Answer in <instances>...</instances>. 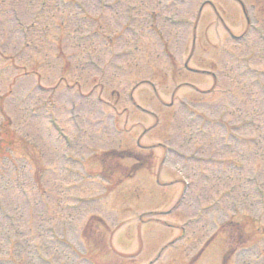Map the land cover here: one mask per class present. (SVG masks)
Here are the masks:
<instances>
[{
    "label": "rangeland",
    "instance_id": "rangeland-1",
    "mask_svg": "<svg viewBox=\"0 0 264 264\" xmlns=\"http://www.w3.org/2000/svg\"><path fill=\"white\" fill-rule=\"evenodd\" d=\"M38 1L0 0V49L5 52L0 50V56L5 60L0 59V94L8 90V84L15 75L25 70L37 72L36 75L20 78L16 85L18 98L3 96L4 101L2 99L3 106L6 104L4 109L13 121L12 126L14 122L18 126L15 125L17 131L19 130L22 156L18 152L10 153L9 158L0 160V264H88L82 259L83 255L78 258L61 243L64 241V234L79 251L86 249V259L90 264H96L98 258H101L103 263L113 257L110 250L113 246L120 252H131L134 244L130 243V248H126L129 245L127 237H130L132 229H135L137 220L123 224L124 229L115 236L118 244L112 241L110 245L111 233L105 228V246L108 251L101 255L104 246H101L99 251H94L88 241L90 238L91 242L98 240V232L89 233L91 237L83 238L85 233L89 232H84L86 221L93 217L88 216L95 214L116 227V224L131 217L136 219L138 214L140 216L145 212L168 211L175 207L184 186L177 181L178 173L162 169L158 177L157 165L152 174L143 173L149 177L139 173L121 186L109 188L96 174L99 164L86 166L85 162L81 168L80 162L106 149L133 148L140 136L142 145L167 144L173 141L179 143L180 140L184 143L188 140L195 146V136L188 126L192 125V118L196 117L194 113L198 115L202 112L193 110L191 104L203 103L201 107L208 118L229 114L223 119L234 120V115L241 113L249 121L254 119L259 123L258 131L248 129L250 125L246 126V134L254 135L255 130L262 135L261 139L252 142L258 149L245 150L243 160L245 178L252 173L251 168L254 167L261 193L260 196L254 194L252 188L256 187L255 184L245 180L237 184L227 206L217 205L210 209L212 204L207 198L210 195L203 196L204 192L200 187L206 186L207 182H210L209 185L213 184L217 179L213 182L214 177L202 180L201 185H193V195L199 196L195 195L191 200L186 199V205L175 207L172 213H166L162 217L165 222L178 220L185 223L186 218L195 220L197 212L201 211L203 219L200 221L208 222L209 226L201 230L200 235H196L200 223H188L186 237L173 252H192L189 248L198 246L199 239H205L213 228L216 229L217 225L214 226L213 221L219 225L221 221L225 222L229 215L234 218V207L231 208V205L236 200L241 207L240 213L244 214V223L255 228L256 241L261 240L264 243V238L261 239L264 234V41L256 34L257 37H246L242 43H238L224 28L227 25L232 35L241 36L247 26L242 7L233 0H119L121 2L118 4L126 13L123 12L122 18L117 20L118 5L110 6V1L113 0H40L41 8ZM238 1L242 4L245 2L246 6L243 5L246 8L249 6L260 11L255 0ZM45 2L49 6L44 4ZM204 2H207V5L199 21L195 22ZM263 3L260 4L261 9ZM250 8H247V14L253 21L254 13ZM101 14L103 16H100ZM165 17L177 21V24L171 23ZM261 18L263 21H260ZM16 20L24 23L23 25L34 26L27 30L26 40H22V31L19 25H16ZM117 23L130 28V33L127 34L124 27L117 26ZM192 27L195 28L196 39L193 38ZM251 27L252 33L260 29L259 33L264 34V14L260 12L259 16H254ZM118 30L122 33H118ZM249 30L247 29L244 35L249 34ZM97 33L105 35L98 38ZM102 42L106 44L103 48L100 47ZM193 46L202 70L214 73L220 72V68L230 63L227 56L230 52L235 51L236 57L244 59L255 56L256 62L251 65L255 67L258 76L256 72L249 70L244 62L246 69L248 68L244 74L245 87L231 89L237 96L241 92L240 98L248 103L245 104L246 109L239 106V111L234 113L230 106L221 105L218 101V98L222 97L221 93L208 94V90L203 89L213 85V78L208 79L202 74L193 76L184 70L183 63ZM85 51V58L80 60ZM9 55H17L16 64L20 69L11 67ZM77 61H80V64H77ZM260 71L263 75H260ZM261 76L263 81L256 85V78ZM189 80L200 86L198 90L202 93L183 85L179 86V90L174 94V89L180 83ZM136 83L139 85L133 90ZM91 84L92 88L96 87L94 93H91ZM12 85L10 83L11 87ZM230 86L231 83L227 82L223 90H228ZM40 87L54 90L40 93L39 110L43 106L54 107L34 117L26 105L31 104L35 108L37 105L34 106V98L39 97L30 90L23 89L38 91ZM87 96L89 99L84 102ZM233 98L236 99L235 96ZM19 101L24 103L18 107ZM172 102L174 105L170 106ZM91 107L94 108L92 113ZM121 109L126 113L118 117L117 111L122 113ZM76 111L86 117L91 115L92 119L77 116ZM95 114L102 116V120H96L93 117ZM50 115L54 117L61 132L71 136L74 152H77V155L70 157L79 161L71 162V176L65 172L68 168L59 170L60 166L54 164L56 159H62V151L67 152L62 141L55 143L51 138L48 142L42 135L44 133L49 137L46 134L48 129L54 134ZM111 115L117 116L119 121L116 127L107 131L103 126L110 127ZM204 119H198L196 123L200 126L204 123L205 129H209ZM155 121L158 122L157 126L144 133ZM225 125L229 129V135L236 136V125L230 121ZM84 126L87 127V132L79 134V128L84 129ZM222 128L217 124L210 125L206 135L214 134V138L209 140L218 141L217 135L221 134L219 131ZM170 147L178 152L172 160L188 163L190 156L187 148ZM156 153L159 160L162 149L159 148ZM211 156L212 153L207 155ZM129 163V160H126L121 165ZM62 174L66 180L64 179L65 185L61 187L59 177ZM68 177H71V180H67ZM159 181L169 185L163 186ZM223 188L224 186H220L219 190ZM196 198L200 199L201 203ZM226 207L228 209L223 210ZM95 220L90 221L96 224L97 229H101V223ZM258 227L262 229V234L257 231ZM126 229L131 231L123 233ZM155 235L157 236H145L146 259L153 255L162 239L173 240L177 231H156ZM262 248L264 250V244ZM206 249V264H222L220 256L226 251V246L211 243ZM242 252L244 255L236 264H264L263 258L249 262L254 251ZM144 256L138 260V264L146 262ZM155 258L156 256L153 259Z\"/></svg>",
    "mask_w": 264,
    "mask_h": 264
}]
</instances>
